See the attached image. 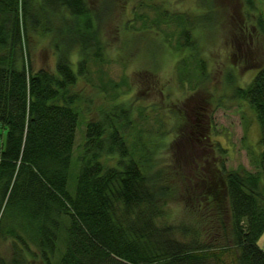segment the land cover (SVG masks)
<instances>
[{
	"label": "trees",
	"instance_id": "1",
	"mask_svg": "<svg viewBox=\"0 0 264 264\" xmlns=\"http://www.w3.org/2000/svg\"><path fill=\"white\" fill-rule=\"evenodd\" d=\"M139 1L140 7L147 6ZM41 9L47 29V10L54 17L60 13L62 21L63 10L75 20L91 14L86 0H43ZM0 11L8 13L4 0ZM154 11V20L146 24L139 15L142 28L131 23L132 30L152 26L157 30L175 13L160 5ZM23 16L20 20L0 14V240H8L11 250L9 260L0 256V264H211L219 244L224 251L235 250L230 264H264V246L258 244L264 233V63L246 87L235 91L253 109L260 127L261 175L225 171L223 166V171L214 172L219 190L211 176L203 180L208 183L196 197L212 209L225 234L227 241L217 243L204 240L205 233L195 226L169 222L167 171L156 167L150 153L134 158L133 143L128 144L125 135L133 124L129 108L116 104L86 123L70 189L75 133L84 103L76 86L91 65L103 64L107 57L89 19L82 30L76 23H64L65 33L72 31L73 37L60 39L54 70L34 71L23 49L27 25ZM243 21L245 25L250 19ZM169 23L181 28L179 38L184 42H178L179 48L194 43L191 19L178 14ZM249 32L253 41L259 38L264 43L263 14L257 15ZM200 67L203 70L204 65ZM184 142L181 138L176 144L177 150L181 146L185 151L176 159L178 164L189 161ZM153 149L142 147L143 152ZM208 224L200 226L206 233Z\"/></svg>",
	"mask_w": 264,
	"mask_h": 264
},
{
	"label": "rangeland",
	"instance_id": "2",
	"mask_svg": "<svg viewBox=\"0 0 264 264\" xmlns=\"http://www.w3.org/2000/svg\"><path fill=\"white\" fill-rule=\"evenodd\" d=\"M42 1L4 0L8 13L0 11L10 19L17 16L21 20L26 10L23 49L34 71L54 70L60 39L68 41L73 37L72 31L65 33L66 25L76 23L82 30L87 19L107 57L103 64L91 65L90 73L76 86L84 103L75 133L70 189L74 188L86 123L98 120L102 111L111 110L116 104L129 108L133 124L125 135L128 144L133 143L134 158L144 159L150 153L156 167L167 171L171 188L170 197L165 200L170 208L169 222L195 226L206 234H201L204 240L226 242L212 209L196 197L208 183L203 180L211 176L215 185L213 180L211 184L219 190L214 172L220 173L223 166L225 171L261 175L260 127L253 109L236 97L235 91L246 87L264 63V43L259 38L253 41L249 32L257 15L264 16V0H144L147 6L142 7L139 0H86L91 14L79 20L68 18L63 10L66 18L62 21L60 13L54 17L47 10L48 29L41 14ZM156 5L175 13H170L157 30L154 26L132 30L131 23L133 28H142L143 20L147 24L155 19ZM178 14L193 23L190 30L194 43L184 48L178 47V42H184L183 37L179 38L181 28L169 23ZM139 15L144 17L142 21ZM247 16L250 22L244 25ZM64 35L69 39H63ZM54 40H58L55 46ZM76 58H71L74 70ZM181 138L185 140L189 161L178 164L176 159L185 155L181 146L177 150ZM142 147L154 149L143 152ZM206 221L207 233L200 227ZM258 244L264 246V233ZM220 245L213 250L215 258H211V264H230L235 250L228 248L225 252ZM0 256L6 260L11 257L8 240H0Z\"/></svg>",
	"mask_w": 264,
	"mask_h": 264
},
{
	"label": "flooded vegetation",
	"instance_id": "3",
	"mask_svg": "<svg viewBox=\"0 0 264 264\" xmlns=\"http://www.w3.org/2000/svg\"><path fill=\"white\" fill-rule=\"evenodd\" d=\"M199 125V123L197 124V126Z\"/></svg>",
	"mask_w": 264,
	"mask_h": 264
}]
</instances>
